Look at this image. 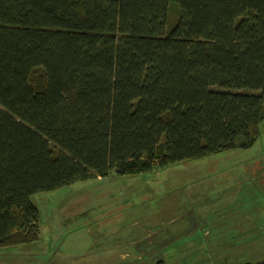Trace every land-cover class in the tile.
Returning <instances> with one entry per match:
<instances>
[{"label":"trees","instance_id":"obj_1","mask_svg":"<svg viewBox=\"0 0 264 264\" xmlns=\"http://www.w3.org/2000/svg\"><path fill=\"white\" fill-rule=\"evenodd\" d=\"M173 1L0 0V248L36 193L255 144L264 0Z\"/></svg>","mask_w":264,"mask_h":264},{"label":"rangeland","instance_id":"obj_2","mask_svg":"<svg viewBox=\"0 0 264 264\" xmlns=\"http://www.w3.org/2000/svg\"><path fill=\"white\" fill-rule=\"evenodd\" d=\"M178 16L179 5L170 0L169 30ZM31 200L40 237L0 248V264L262 262L264 120L248 149L77 180Z\"/></svg>","mask_w":264,"mask_h":264},{"label":"crops","instance_id":"obj_3","mask_svg":"<svg viewBox=\"0 0 264 264\" xmlns=\"http://www.w3.org/2000/svg\"><path fill=\"white\" fill-rule=\"evenodd\" d=\"M155 234H156V233H155ZM155 234L149 235V237H150V236L153 237ZM206 234H209V233L206 232V231H204V232H203V235H206ZM163 235L165 236V232L163 233Z\"/></svg>","mask_w":264,"mask_h":264}]
</instances>
